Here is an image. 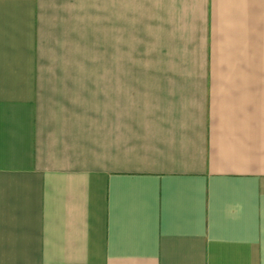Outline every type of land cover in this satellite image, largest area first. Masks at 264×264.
<instances>
[{
	"label": "crops",
	"instance_id": "obj_1",
	"mask_svg": "<svg viewBox=\"0 0 264 264\" xmlns=\"http://www.w3.org/2000/svg\"><path fill=\"white\" fill-rule=\"evenodd\" d=\"M159 2L0 0V264H264V0Z\"/></svg>",
	"mask_w": 264,
	"mask_h": 264
},
{
	"label": "rangeland",
	"instance_id": "obj_2",
	"mask_svg": "<svg viewBox=\"0 0 264 264\" xmlns=\"http://www.w3.org/2000/svg\"><path fill=\"white\" fill-rule=\"evenodd\" d=\"M156 3L157 0H121V67H153V60H160L161 42L157 40L162 31L153 27L158 17ZM157 5L168 6L162 0ZM105 48L108 53L106 42Z\"/></svg>",
	"mask_w": 264,
	"mask_h": 264
}]
</instances>
